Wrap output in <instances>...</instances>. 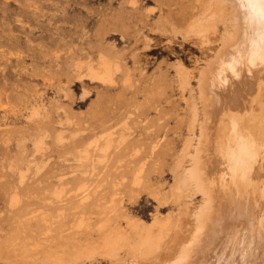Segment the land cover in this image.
Masks as SVG:
<instances>
[{
	"label": "rangeland",
	"instance_id": "1",
	"mask_svg": "<svg viewBox=\"0 0 264 264\" xmlns=\"http://www.w3.org/2000/svg\"><path fill=\"white\" fill-rule=\"evenodd\" d=\"M230 9L0 0V264H207L215 190L193 175L209 153L198 149L200 81L234 32ZM114 195L121 213L103 226ZM24 220L47 240L23 245ZM116 223L125 235L104 241ZM161 228L162 254L139 257L144 235Z\"/></svg>",
	"mask_w": 264,
	"mask_h": 264
},
{
	"label": "bare ground",
	"instance_id": "2",
	"mask_svg": "<svg viewBox=\"0 0 264 264\" xmlns=\"http://www.w3.org/2000/svg\"><path fill=\"white\" fill-rule=\"evenodd\" d=\"M217 1L229 4L234 32L223 41L200 81L205 118L200 124L203 139L198 149L204 145L209 153L192 173L197 184L209 181L215 190L213 207L205 217L201 253L207 256V264H264V0ZM184 81L188 83L186 74ZM237 85L243 86L241 98L237 91L233 101L223 99V93L232 94ZM113 197V204L106 205L110 210H104L103 226L112 213H121ZM127 223L133 229L144 228L138 221L128 219ZM29 225L28 220L21 224L20 234H28L23 245L32 239L47 240L41 237L40 224ZM121 226L116 223L115 229L103 235L104 241L112 238V230L116 239H122L125 232ZM163 229L156 236L150 232L144 235L137 249L139 257L147 260L162 254L170 234Z\"/></svg>",
	"mask_w": 264,
	"mask_h": 264
}]
</instances>
